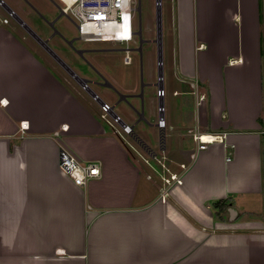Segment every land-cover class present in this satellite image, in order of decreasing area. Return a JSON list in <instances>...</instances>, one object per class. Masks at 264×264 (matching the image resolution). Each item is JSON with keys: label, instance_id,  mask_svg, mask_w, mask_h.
Instances as JSON below:
<instances>
[{"label": "crops", "instance_id": "1", "mask_svg": "<svg viewBox=\"0 0 264 264\" xmlns=\"http://www.w3.org/2000/svg\"><path fill=\"white\" fill-rule=\"evenodd\" d=\"M4 2L28 18L34 13L24 0ZM166 15L161 66L191 135L178 164L195 149L193 133L226 136L198 152L162 202L152 156L103 119L100 106L17 24L3 22L0 9V264H264V0H171ZM29 21L47 34L46 25ZM154 57L145 71L146 115L158 98ZM101 70L121 92L137 87V70ZM164 96L165 132L179 123L171 98L167 122ZM133 130L154 152L172 147L166 132L161 150L143 123ZM61 149L80 163L97 162L99 176L75 185L59 169ZM224 198L234 210L217 217L213 202Z\"/></svg>", "mask_w": 264, "mask_h": 264}, {"label": "rangeland", "instance_id": "2", "mask_svg": "<svg viewBox=\"0 0 264 264\" xmlns=\"http://www.w3.org/2000/svg\"><path fill=\"white\" fill-rule=\"evenodd\" d=\"M24 1L27 2L26 4L30 8V10L32 12H34L32 16H29V20H31L34 24L36 23L35 24L36 26L38 25V26L43 27L42 25H46L44 22V19L50 21L52 18H54L55 15L59 14L57 7L54 6V3L57 5L60 4V2L58 0H24ZM6 3L9 5H12L9 2H6ZM170 4H171V0H161V13H162V18H163L164 23H165V19L167 16L166 11H167V8ZM154 10H155V1L154 0H140V22H139V13H136L133 17V28H134V30H138L139 29V23H140L141 36L135 34L133 37V42L128 43L129 48H131V50L129 51V55L131 57V62L129 64L123 63L124 51H122V50L112 49V51H107V52H103V53H97V52L95 53V52L91 51L92 49H95L98 47H103V48H120L121 47V48H123L125 46V44L120 45L119 43H93V42L90 43V42H84V41H81L79 39H76L73 41V46L75 49L84 50V53H83L84 57H86V59L94 67H96L99 70H101L103 66H107V67L113 66L117 70L129 71L130 73H133L135 70H137L139 72V68H140V64H141L142 68L146 71L148 59H149V62L151 64H153L152 60H153L154 56H155L154 57L155 58L154 59V61H155L154 65H156V70H157L155 48L153 49V46L148 45L147 43H143L142 49H141V54L137 49L139 46V43H140V38L145 40L146 38L152 37L155 35V13H154ZM7 18H8V15H7ZM27 19H28V17H27ZM10 20H11V18H10ZM73 22H74V18L72 17V15L69 14V16L61 15L54 22V24H53V26H51V28L46 25L45 26L46 27L45 32H47V34L57 29L61 33L63 38L65 39L64 40L60 36L55 35L51 39V41L49 42V46L54 51H56L57 53H60L67 62H69L71 65H73L80 76H83L86 79H90V78H93L95 76V70L93 69V67H91L89 63L82 61L83 59L82 60L78 59L77 56L73 53L72 49L70 47H68L66 42H65V41H69V40H72L73 38L77 37L76 27H75ZM153 54H154V56H153ZM162 58H163V49H162ZM164 63H165V61H164ZM164 68L162 66V77L164 76V78H165L164 104H165L166 120H167V113H168V101H170V98H171V105L173 104L172 119H173V121L176 120L179 123V125L177 124L174 127V130H170L168 128V126H169V124H168L166 126V129H165V132L167 135L166 140H168L170 135L173 138L172 139V147L171 148L167 147V149L164 152H161L155 146L154 149H155V152L157 153V156H155L156 159H152L153 157L148 158L150 161V165H151V167H150L151 168L150 169L151 175H156L158 180H159L160 174L168 175L169 172H171V171H174V170H176L177 172L180 171L178 162H179V160L182 159V156H181V153L179 152V149L180 148L186 149L187 148V142L191 141L190 140L191 135L187 133V129H186L187 125L182 126V124H181L182 123L181 112L180 111L178 112L174 106L175 97H172L171 94L169 95V92H168L166 63L164 65ZM129 72H128V75H130ZM67 75L70 77L69 74H67ZM130 78H133V74L130 76ZM145 79H147V78H145ZM70 82L72 83L71 80H70ZM154 82L155 83L158 82L157 72H156V78H155ZM75 86L81 90V92L84 94V96L88 102H90L93 106H99V105L95 104L93 102V100L90 99L89 96H87L78 85H75ZM89 86L97 94V96L100 99H111V98H109V96L102 93V90L99 87H95L92 85H89ZM134 86H133V90H136V87H134ZM152 95H154L155 98H157L155 93ZM157 102H158V98H157ZM157 102H156V109L154 107V113L155 114L151 113V112H149V114H147L148 121H150L153 124H156V121L158 118ZM186 110H187V112L190 110L188 108V106H186ZM100 113H102L101 110H100ZM106 118L109 119L110 122L113 123V125L120 130V132L124 135V137L129 138V136L127 134L126 135L124 134V132L121 129V126H119V124L117 122H114L112 119H110L109 115H107ZM167 122H168V120H167ZM135 149H137V148H135ZM139 150L141 151L142 149L140 148ZM142 151H141V153L143 154ZM134 152H136V151H134ZM143 155L148 157V154H146L145 152ZM138 157H139V155H138ZM138 157H137V159H138ZM139 159L138 160L140 161V163L143 166L145 165V167H146V164L141 161V158H139ZM169 159H171L173 161H177V165L174 166L173 168H169V166H168L169 165L168 164ZM185 160H186V158H185ZM185 160H184V163H187L188 161H185ZM162 164H163V166H162ZM165 167H168V171H166ZM146 168H147V170H149L148 167H146Z\"/></svg>", "mask_w": 264, "mask_h": 264}, {"label": "built area", "instance_id": "3", "mask_svg": "<svg viewBox=\"0 0 264 264\" xmlns=\"http://www.w3.org/2000/svg\"><path fill=\"white\" fill-rule=\"evenodd\" d=\"M59 9L63 15H72L74 25L77 31V38L84 42L93 43H119L125 44L122 48L124 51L123 63L129 64L131 57L129 55L128 43L133 42V37L137 30L133 28V17L137 13V0H58ZM10 17V14L8 15ZM4 18L3 22H7ZM140 27V23H139ZM157 97L164 96V89H157ZM101 117L106 118L108 105L103 103L101 106ZM158 114L164 112V107H158ZM117 119L113 120L116 121ZM20 124L21 131L27 128V125ZM156 124L159 127H165L164 116H158ZM67 126H61L60 130H66ZM125 133L129 132V126L122 128ZM59 132L55 131L54 135ZM226 134L224 132H195L192 138L195 142V149L189 154L187 163H179V172L171 171L168 175L160 174L161 190L160 200L166 202L169 197L170 189L174 186H180L183 183V172L188 169L200 150L206 149L209 144L214 142H224ZM152 159H156L154 156ZM147 163V161H146ZM150 165V163H149ZM163 166V164H162ZM59 169L67 175L75 185H83L92 178L100 174L97 162L80 163L77 159L65 149L59 151ZM168 171V167H165Z\"/></svg>", "mask_w": 264, "mask_h": 264}, {"label": "water", "instance_id": "4", "mask_svg": "<svg viewBox=\"0 0 264 264\" xmlns=\"http://www.w3.org/2000/svg\"><path fill=\"white\" fill-rule=\"evenodd\" d=\"M137 7H136V12L139 13V22H140V0H137ZM155 1V39L153 40H143L142 38H140V45H142L143 42L147 41L146 43L149 44H154L155 46V51H156V63H157V78H158V82L154 84V86L158 89H162V66H161V62H162V16H161V0H154ZM0 7L4 10V12L8 15L10 14V18L13 20V22H15V24H17V26L21 27L23 30H25V32H27V34L30 36V38H32L39 47H41L43 50H45V52L55 58L54 52L49 48V46L47 45V39H43L41 38L35 31L31 30V28L28 27V29H26L24 26H27L24 24V22L17 16V14H15L13 12V10L3 1L0 0ZM59 13H61L59 7H58ZM59 14V15H60ZM45 24L51 28V26L53 25V22H47V20H44ZM137 35L141 36V27H139V29L136 32ZM153 46V45H152ZM154 48V47H153ZM138 51L141 54V46H139ZM80 51V50H79ZM63 68V70L70 75V77H72L76 83L79 85V87L83 90V92L89 96L90 99L93 100V102L99 106H101L103 104V101L97 96V94L89 87H83L84 83L86 82V79L82 76H78L77 74H75L74 72L70 71L69 69L61 66ZM107 88H109L111 90L112 95L117 99L115 101V105H123L124 108L130 113L132 114L134 117L138 116L140 114H142L144 112V110L146 109L147 111V107L149 105V100L147 97V100H143L142 95L136 94L135 90L131 91V94H124V92L122 93L121 91H119L118 89H115L112 85L107 86ZM157 106L158 107H163V101L161 99V97H158V102H157ZM158 116H163V113H161L160 115L158 114ZM109 117L112 120L117 119L114 122H117L119 124V126H121V128L126 124V122H124L122 119L119 118L118 114L113 111L111 114L109 113ZM140 121L144 122L146 124V128L150 129L151 132L149 131L150 135L154 137V135L156 136V138L158 139V142L160 144V148L161 150L164 149V140H165V132H164V128L159 127L157 124H150L148 119H146V117H138L135 119V124L139 123ZM130 128L133 129V125L129 126ZM131 140L138 146L140 147L143 151H145L148 155L154 157L155 156V152L151 149V147L149 146V144H147V142L145 140H143L134 130L133 133L128 135Z\"/></svg>", "mask_w": 264, "mask_h": 264}, {"label": "flooded vegetation", "instance_id": "5", "mask_svg": "<svg viewBox=\"0 0 264 264\" xmlns=\"http://www.w3.org/2000/svg\"><path fill=\"white\" fill-rule=\"evenodd\" d=\"M25 2V1H24ZM6 3V2H5ZM27 2H25V4H26ZM7 4V3H6ZM12 10H13V12L15 13V14H17V16L24 22V24L25 25H27V26H24L26 29H28V27L29 28H31V30H33V31H35L41 38H43V39H47V45L49 46V42L51 41V39L55 36V35H58V36H60L62 39H64L63 38V36L61 35V33L56 29V30H54V31H52V32H50V33H48V34H46L45 36H41L38 32H37V30H35L33 27H32V25H31V23H30V21H29V18L27 19V16H25V15H23L22 13H20L19 11L20 10H18L16 7H14V6H12V5H9V4H7ZM27 5V4H26ZM28 6V5H27ZM54 6H56L57 7V9H58V7L60 6V4L59 5H57V4H55L54 3ZM0 9L4 12V10L0 7ZM58 12H59V10H58ZM5 13V12H4ZM154 13H155V10H154ZM6 14V13H5ZM60 14V13H59ZM55 15L54 16V18H52L50 21L49 20H47V22H53V24H54V22L61 16V15H63V14H60V15ZM9 15V14H8ZM10 19V18H9ZM12 20V19H11ZM45 20V19H44ZM13 21V20H12ZM15 23V22H14ZM53 26V25H52ZM19 27V26H18ZM20 29H22L21 27H19ZM23 30V29H22ZM24 32H25V30H23ZM26 34H27V32H25ZM28 35V34H27ZM29 36V35H28ZM30 37V36H29ZM155 35L154 36H152V37H148V38H146L145 40H153V39H155ZM76 39H78L77 37L76 38H73L72 40H69V41H65L66 42V44H67V46L68 47H70L71 49H72V51H73V53L77 56V58L78 59H83L82 61H84V62H87V63H89L90 64V66L91 67H93V69L95 70V76L93 77V78H90V79H86V82L84 83V86L83 87H89V88H91L89 85H92V86H95V87H99L100 89H104V90H107V91H110L111 92V90L109 89V88H107V86H109V85H112L115 89H117L111 82H110V80H109V78L101 71V70H99V69H97L96 67H94L87 59H86V57H84V55H83V53H84V50H80V49H75L74 48V46H73V41L74 40H76ZM33 40V39H32ZM65 40V39H64ZM34 41V40H33ZM35 42V41H34ZM147 41H145V42H143V43H146ZM36 43V42H35ZM142 43V44H143ZM37 44V43H36ZM148 45H153V47L155 48V46H154V44H149V43H147ZM139 46H141V49H142V45H140V43H139ZM138 46V47H139ZM41 48V47H40ZM49 48L54 52V55H55V58H53V57H51V56H49L46 52H45V50H43L42 48H41V50L54 62V64L60 69V70H62L63 72H65L64 70H63V68L61 67V66H63V67H65V68H67V69H69L70 71H72V72H74L75 74H77L78 76H80L79 74H78V72L76 71V69L74 68V66L73 65H71L69 62H67L64 58H63V56L60 54V53H57L56 51H54L50 46H49ZM112 49H115V50H122V48L120 47V48H103V47H98V48H95V49H92L91 51L92 52H97V53H103V52H107V51H112ZM80 50V51H79ZM155 54H156V51H155ZM66 73V72H65ZM137 73H138V78H137V87H136V90H135V92H136V94H141L142 95V98H143V100L145 99V100H147V96H146V93H145V86H147L146 84H147V82H146V80H145V78H146V72H145V70L142 68V66H141V64H140V68H139V72L137 71ZM66 75H67V73H66ZM68 76V75H67ZM83 77V76H82ZM68 78L72 81V83H74L75 85H78L77 83H76V81L72 78V77H69L68 76ZM79 86V85H78ZM120 91V90H119ZM131 92V91H130ZM130 92H124V94L126 93V94H131ZM123 93V92H122ZM107 96H108V93L106 94ZM116 99H117V97L114 99V102L116 101ZM102 101H103V103H106L107 105H108V109H107V112H106V116L107 115H109V113L111 114L112 112H113V104H108L104 99H101ZM144 100V101H145ZM146 117V119H147V115H146V109L144 110V112L142 113V114H140V115H138V116H135V118H134V125L133 126H135V125H138L139 123H143L145 126H146V124L144 123V122H142V121H140L139 123H137V124H135V119L136 118H138V117H140V118H142V117ZM131 133H133V129L132 128H130L129 127V132L128 133H126L127 135H129V134H131ZM143 140H144V138L142 137V135L140 134V133H137Z\"/></svg>", "mask_w": 264, "mask_h": 264}, {"label": "trees", "instance_id": "6", "mask_svg": "<svg viewBox=\"0 0 264 264\" xmlns=\"http://www.w3.org/2000/svg\"><path fill=\"white\" fill-rule=\"evenodd\" d=\"M261 153L263 157V186H264V141L262 142ZM213 207L215 209L214 211L217 217H221V214L227 211L228 209H231L232 211L234 210V208H232V202L230 198L218 199L214 201Z\"/></svg>", "mask_w": 264, "mask_h": 264}]
</instances>
